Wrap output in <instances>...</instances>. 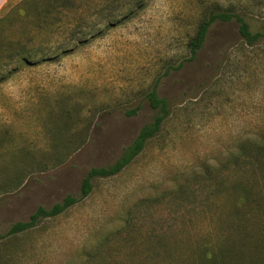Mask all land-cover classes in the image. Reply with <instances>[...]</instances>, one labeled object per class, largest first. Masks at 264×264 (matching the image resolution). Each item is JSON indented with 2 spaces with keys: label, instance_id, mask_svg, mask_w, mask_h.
Here are the masks:
<instances>
[{
  "label": "rangeland",
  "instance_id": "1",
  "mask_svg": "<svg viewBox=\"0 0 264 264\" xmlns=\"http://www.w3.org/2000/svg\"><path fill=\"white\" fill-rule=\"evenodd\" d=\"M45 4L49 26L24 39L38 56L69 50L0 71V264H76L98 241L139 245L155 234L184 242L192 215L200 232L224 226L232 253L241 255L229 264H264V185L246 183L249 198L237 204L228 192L208 200L203 180L194 187L201 205L193 212L187 178L264 122V39L248 45L236 20L216 19L192 59L187 41L210 8L264 29V0ZM35 12L27 17L33 25ZM154 85L170 111L158 134L118 173L92 178L83 199L6 236L38 205L77 194L91 167L120 156L155 113L145 97ZM130 210L132 226L111 235Z\"/></svg>",
  "mask_w": 264,
  "mask_h": 264
},
{
  "label": "trees",
  "instance_id": "2",
  "mask_svg": "<svg viewBox=\"0 0 264 264\" xmlns=\"http://www.w3.org/2000/svg\"><path fill=\"white\" fill-rule=\"evenodd\" d=\"M51 4L57 0H19L9 4L1 11L0 15V71L7 65L15 64L11 70L19 66H33L38 62L52 60L58 54L65 53L69 49H49L45 54L38 56L33 50L30 38L24 36L32 34V31L40 32L48 27L46 15L49 10L41 8L46 2ZM61 2V0H59ZM43 2V3H41ZM50 4H45L44 7ZM55 4H53V7ZM35 11H33V10ZM43 17H42V14ZM35 12V25L27 17ZM228 21L234 19L238 23V33L244 43L253 45L264 39V29L253 30L247 20L239 13L223 8H210L198 23L195 33L187 41V49L190 59L195 57L201 48L209 26L214 20ZM22 24H18V23ZM18 24V25H17ZM43 24L46 26H43ZM16 25V26H15ZM11 35L7 38L6 35ZM81 38V37H80ZM83 41H75L73 48L79 46ZM145 97L155 110L150 122L144 124L138 131L135 138L123 148L120 156L106 166L91 167L81 179L80 189L77 194H67L60 201L50 207L38 205L29 215L26 221L12 223L7 235H14L31 228L40 218L53 217L65 209L83 199L92 188V178L107 177L118 173L127 165L158 132L169 114L168 101L165 97L159 96L155 85L149 89ZM236 150H229L222 156L213 157V162L204 161L201 170L191 169L188 178L190 198L189 208L194 212L200 205L199 192L194 189L204 180L208 181L209 193L207 199L216 192L232 193V198L237 204L243 203L249 198V190L246 183L264 185V122L258 126V130L248 136H240L235 145ZM225 175H222V174ZM231 175V180L229 179ZM219 177V179H217ZM252 182V183H251ZM196 215L191 216V230L187 233L185 241L178 237L173 243L161 241L163 235L155 234L154 240L139 245L115 246L109 243L103 244L98 241L91 250L84 254L76 264H229V260L239 261L241 255L233 254L230 245V236L220 224L214 226L210 232H200L194 226ZM134 217L131 210L127 212L122 226L111 233L116 236L121 230H128L133 224ZM126 230V231H127ZM116 234V235H115ZM115 238V237H114ZM233 239V238H232ZM234 240V239H233ZM105 245H107L105 247ZM114 246V247H112Z\"/></svg>",
  "mask_w": 264,
  "mask_h": 264
},
{
  "label": "crops",
  "instance_id": "3",
  "mask_svg": "<svg viewBox=\"0 0 264 264\" xmlns=\"http://www.w3.org/2000/svg\"><path fill=\"white\" fill-rule=\"evenodd\" d=\"M13 1L12 0H0V11L7 8L9 4L15 3Z\"/></svg>",
  "mask_w": 264,
  "mask_h": 264
}]
</instances>
